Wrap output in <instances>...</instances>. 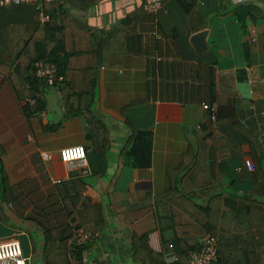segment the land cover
<instances>
[{"label":"crops","instance_id":"obj_1","mask_svg":"<svg viewBox=\"0 0 264 264\" xmlns=\"http://www.w3.org/2000/svg\"><path fill=\"white\" fill-rule=\"evenodd\" d=\"M165 1L154 14L143 0H101L77 12L98 28L110 29L121 19V40L109 47L92 112L105 130L84 116L66 118L60 93L48 82L44 106L27 118L24 92L0 72V240L18 238L26 264H141L133 258L132 237L142 235L164 264H174L175 240L164 238L160 215L172 210L155 198L195 151L206 167L195 175L198 182L219 180L225 167L223 189L252 200L241 232L255 240L264 260V0ZM140 7L150 17H141ZM46 19L41 12L40 20ZM8 21L28 18L0 17L1 26ZM200 31L207 33L198 50L193 36ZM132 32L157 41L162 36L160 50L149 42V59L159 65L154 79L141 56L122 51L125 37L136 38ZM191 67L196 76L201 70L195 85L206 87V101L197 102L201 91H189ZM213 126L218 135L211 137ZM133 127L149 136L148 166L137 162L134 148H125ZM72 145L85 147L86 165L68 171L58 151ZM246 159L255 173L243 165ZM69 179L84 183L78 194L93 206L77 213L85 225L78 230L57 189ZM82 229L90 237L77 244Z\"/></svg>","mask_w":264,"mask_h":264},{"label":"trees","instance_id":"obj_2","mask_svg":"<svg viewBox=\"0 0 264 264\" xmlns=\"http://www.w3.org/2000/svg\"><path fill=\"white\" fill-rule=\"evenodd\" d=\"M100 1L55 0L44 3L41 11L42 15L47 16L45 21L40 20V10L34 7L33 10L29 9L32 6L0 8V17L28 18L25 23L8 21L4 26L0 25V72L8 76L19 94L20 91L24 92V95L20 96L27 98L22 107L27 118L37 116L39 109L44 106L43 93L49 85L45 79L37 77L35 65L39 61L48 62L55 66L56 76L61 77V80L55 77L52 85L60 93L65 117L84 116L89 124H95L96 127L105 130L103 123L95 119L92 112L101 68L105 65L109 47L114 39L121 40V19L110 29H105L90 26L77 13L94 8ZM185 7L188 9L189 5L185 4ZM254 9L256 8H250V14ZM139 11L141 17H150L144 14L142 7ZM19 31L24 33H17ZM134 33L136 38L131 36L123 39L122 51L141 56L148 78L154 79L155 70L159 65H154V61L149 59L153 58L154 54L150 56L149 42L152 41L151 47L157 46L160 50L163 45L162 36L157 41L138 32L131 34ZM139 44L145 47L143 51L135 50ZM191 69L189 91H201L202 96L197 102L206 101L207 95L203 90L206 87L195 85L201 79V70L198 68L196 76L197 69L192 67ZM207 89L210 91L211 88L208 86ZM209 95L210 92L208 97ZM31 100L34 103H31ZM217 131L218 129L213 126L211 137L217 136ZM148 137L147 132L133 127L125 147L134 148L131 152L143 166L149 164ZM192 156L191 163L174 168L173 175L176 177H169L168 188L155 198L159 207L164 205L160 200H165L167 203L165 206H170L172 210L166 214L163 210L160 215L163 217L161 223L164 238L175 240L177 258L174 264H190L189 253L199 249L207 235L216 238V264H264L263 255L257 250L255 240L241 232L247 223L252 200L245 195H233L223 189L225 167L218 171L219 175L221 174L219 180L198 182L195 175L206 167L201 166L200 152L195 151ZM207 168H210V165ZM250 173H255V170ZM83 184L82 181L69 179L57 185L62 205L75 230L85 227L77 219L79 210L93 207L86 198L78 194L84 189ZM196 191L200 193L195 194ZM230 203L233 208H229ZM99 231L100 228L95 229V232ZM146 237V235L132 237L134 260L141 264H164L161 254L153 252L148 247ZM198 238L202 239L200 244ZM142 246L148 253L141 254Z\"/></svg>","mask_w":264,"mask_h":264},{"label":"built area","instance_id":"obj_3","mask_svg":"<svg viewBox=\"0 0 264 264\" xmlns=\"http://www.w3.org/2000/svg\"><path fill=\"white\" fill-rule=\"evenodd\" d=\"M52 1L55 0H0V8L20 5L32 6L41 11L44 3ZM162 3L163 0H145V9L148 13L154 14L162 7ZM158 38H160V36H158ZM35 67L37 77L45 79L49 84L53 83L55 77L58 80H61V77L56 76V68L53 64L39 61L36 63ZM211 116L212 120H214V116L212 114ZM58 156L66 165L68 171L86 165V149L83 145L63 147L58 151ZM243 165L249 171L255 170V165L250 159L244 160ZM89 237V233L80 230L77 232L76 242L77 244H81ZM172 246L173 244L170 243L169 247L172 248ZM176 258L177 255L175 253L173 260L175 261ZM188 259L190 264H216V238L210 235L205 236L199 249L191 251L188 255ZM26 260L27 257L23 254L22 246L18 238L11 237L5 240H0V264H26Z\"/></svg>","mask_w":264,"mask_h":264},{"label":"water","instance_id":"obj_4","mask_svg":"<svg viewBox=\"0 0 264 264\" xmlns=\"http://www.w3.org/2000/svg\"><path fill=\"white\" fill-rule=\"evenodd\" d=\"M206 33H207V31H200L193 36V41H194L195 47L198 50H200L204 46V38H205L204 36Z\"/></svg>","mask_w":264,"mask_h":264},{"label":"rangeland","instance_id":"obj_5","mask_svg":"<svg viewBox=\"0 0 264 264\" xmlns=\"http://www.w3.org/2000/svg\"><path fill=\"white\" fill-rule=\"evenodd\" d=\"M169 1H170V0H166V1H165V4H166L167 6H169ZM29 9L33 10L34 8H33V7H29ZM171 9H172V7H171ZM172 10H173V9H172ZM225 10H226V9H225ZM222 11H224V9H222ZM206 16L212 17L213 15H212V13L206 12ZM99 92H100V89H98V91H97V95L99 94ZM54 99H55V97H54Z\"/></svg>","mask_w":264,"mask_h":264}]
</instances>
